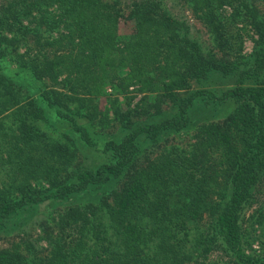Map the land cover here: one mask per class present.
<instances>
[{"label":"trees","instance_id":"trees-1","mask_svg":"<svg viewBox=\"0 0 264 264\" xmlns=\"http://www.w3.org/2000/svg\"><path fill=\"white\" fill-rule=\"evenodd\" d=\"M123 3L0 0V235L32 211L51 224L45 248L18 237L0 264H264L245 224L258 202L264 229V0Z\"/></svg>","mask_w":264,"mask_h":264},{"label":"rangeland","instance_id":"rangeland-1","mask_svg":"<svg viewBox=\"0 0 264 264\" xmlns=\"http://www.w3.org/2000/svg\"><path fill=\"white\" fill-rule=\"evenodd\" d=\"M128 0H123V4L126 5ZM177 6L174 7V10H176ZM186 16L189 18L190 23L192 25V29H193V33L196 34L198 36V38H200L202 41H204L207 45H209V38H208V32L207 29L205 28V26L197 19L195 18L192 14H190V12L185 11ZM133 30V22L132 21H122L119 24V35L121 37H125L127 36V34H129L131 31ZM243 50L242 53H249L251 51L252 45H253V39L251 37V33L249 34V32L244 33L243 35ZM22 49H24V47H20ZM133 88V87H131ZM130 88V90H131ZM108 92L110 93V89H107ZM112 93V92H111ZM132 95H133V91H132ZM111 98H115L116 96L119 98V102L120 104L125 107V102L126 99H128L129 95H101L100 96V108L104 109L107 107L108 100ZM131 96V95H130ZM141 95H134V97L131 100V106L133 107L136 103V101L140 98ZM210 109H207L206 113L208 114L209 118L216 120L219 117H223V115L226 114V112L228 111V109L230 108L228 104H226L224 107L222 108H215L213 109V106L209 107ZM48 126L49 131L53 134V135H58L62 138V141H67L68 139L64 136L63 132L59 131L61 129L60 126H57L55 124L50 125L48 121L45 122ZM114 123V121H113ZM110 127V128H109ZM117 128V127H116ZM110 129V132H112L114 130V126L112 125H106V126H99L98 124L95 125L94 129H93V135L94 136H99V133H104V135L107 134V131ZM66 133V132H65ZM196 134V130L195 129H189L186 130L182 133H180L179 135H175V141H181V142H188V141H193L194 140V136ZM171 136L168 138L167 143L170 141ZM153 149V148H152ZM151 149V151H152ZM82 152H78V159L83 161V162H87V163H91V162H96L98 163L99 160L102 159V155L100 150H92V151H84L82 150ZM148 152V150L145 151V154ZM80 154V155H79ZM143 154L141 153V156ZM149 155H151V152L149 153ZM139 159L141 157H138ZM144 158V156L142 157ZM89 199L88 197L85 198ZM261 199V197H260ZM255 200H259L258 198ZM260 203L258 202H252L250 207H248L247 211H246V219L247 222L245 223L247 225L248 230L251 232V235L248 237V241H249V249L255 253V254H259L263 259H264V229H260L259 227L254 226L251 227L249 226V222L250 220L255 218V215L257 213L256 209L259 206ZM43 218L39 215H33V211L29 213V216L27 217L26 220L23 221L22 224H17V226H20V230L16 231L19 234H13L11 236H7L6 233L2 232V235H0V245L4 246V247H8L10 246L12 243H19L22 241V239H18V237H27L30 238L31 241L33 243H35L37 245L38 248L41 249L46 247V230L47 228H49V225H51L50 223H46L45 225H42ZM21 223V222H20ZM203 227L205 225H207V221H203ZM201 225V226H202ZM254 229H257L256 231ZM48 231V230H47ZM248 234V231H247ZM26 246V245H24ZM23 246V247H24Z\"/></svg>","mask_w":264,"mask_h":264}]
</instances>
